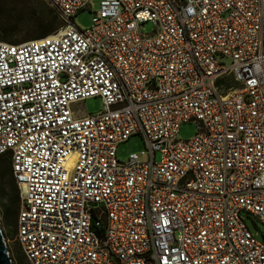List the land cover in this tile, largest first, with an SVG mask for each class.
<instances>
[{
    "label": "built area",
    "instance_id": "1",
    "mask_svg": "<svg viewBox=\"0 0 264 264\" xmlns=\"http://www.w3.org/2000/svg\"><path fill=\"white\" fill-rule=\"evenodd\" d=\"M45 1L57 32L0 41V159L27 263L264 264L242 217L264 225V0ZM91 98L103 112H73ZM135 135L148 157L119 161Z\"/></svg>",
    "mask_w": 264,
    "mask_h": 264
},
{
    "label": "rangeland",
    "instance_id": "2",
    "mask_svg": "<svg viewBox=\"0 0 264 264\" xmlns=\"http://www.w3.org/2000/svg\"><path fill=\"white\" fill-rule=\"evenodd\" d=\"M2 4L4 8L3 0H0V6H2ZM45 8L51 9L45 0H19L17 5L11 8L13 14L12 16L18 19L22 18L21 20L23 23L20 25L18 32L12 37H9V40L13 42L9 44H22L21 42H23L30 34H33V31H30V28L28 27L29 16H42V14L45 12ZM98 12L99 3L95 1L90 7L77 14V16L74 18V23L81 30H90L93 27V21ZM143 29V32L146 34H152L155 31V27L152 23L145 24ZM72 110L73 112L79 113L81 115H98L103 112L104 106L100 98H91L84 102L73 105ZM196 133V123H185L181 127L179 140L190 141L195 137ZM132 154L138 155L142 160H145L148 157L146 144L141 135L132 136L128 141L118 146L117 157L119 161H126ZM159 159L160 157L157 155L156 160L159 161ZM14 190L15 189L12 187L9 177L0 181V227L8 251L10 252L12 264H28L19 244L17 243L19 217L12 222H7V218L5 216V208L9 205L10 200L9 195H11ZM242 217L251 233L260 242L264 243V225L245 213L242 214Z\"/></svg>",
    "mask_w": 264,
    "mask_h": 264
},
{
    "label": "trees",
    "instance_id": "3",
    "mask_svg": "<svg viewBox=\"0 0 264 264\" xmlns=\"http://www.w3.org/2000/svg\"><path fill=\"white\" fill-rule=\"evenodd\" d=\"M19 0H3V4L0 6V40L3 42L13 43L9 40L18 32L20 25L23 23L21 19L15 18L12 15V7L17 5ZM6 5V6H5ZM4 10V11H3ZM62 24L57 17L55 11L51 9H46L42 16H29L30 34L23 42L25 43L32 40H39L48 37L61 28ZM10 178L11 185L15 189L11 195H9V205L5 208V216L7 222H12L19 217L20 212V198L19 189L14 181L11 163L7 157L0 159V181Z\"/></svg>",
    "mask_w": 264,
    "mask_h": 264
},
{
    "label": "water",
    "instance_id": "4",
    "mask_svg": "<svg viewBox=\"0 0 264 264\" xmlns=\"http://www.w3.org/2000/svg\"><path fill=\"white\" fill-rule=\"evenodd\" d=\"M0 264H12L10 252L8 251L6 242L4 240L0 227Z\"/></svg>",
    "mask_w": 264,
    "mask_h": 264
}]
</instances>
